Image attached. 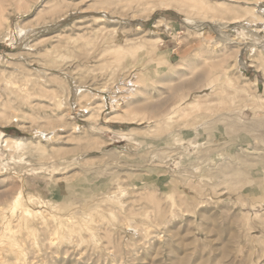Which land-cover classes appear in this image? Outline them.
<instances>
[{
  "label": "rangeland",
  "instance_id": "374dc122",
  "mask_svg": "<svg viewBox=\"0 0 264 264\" xmlns=\"http://www.w3.org/2000/svg\"><path fill=\"white\" fill-rule=\"evenodd\" d=\"M250 3L0 0V264H264Z\"/></svg>",
  "mask_w": 264,
  "mask_h": 264
},
{
  "label": "bare ground",
  "instance_id": "6f19581e",
  "mask_svg": "<svg viewBox=\"0 0 264 264\" xmlns=\"http://www.w3.org/2000/svg\"><path fill=\"white\" fill-rule=\"evenodd\" d=\"M161 2H163V1H161ZM250 5H252L254 7L252 10V13H254V15L252 14L253 19L259 20L258 18H262L260 20V22L262 23V29H264V16H263L264 4H262V3L261 4L260 3H250ZM71 13H73V12H71ZM174 17H176L175 12L173 13V18ZM237 22H242V18H240L238 16L234 17L233 21L226 22L225 25H228L231 23H237ZM231 29H234V27H231ZM241 50L242 51L240 52V55L237 56V64H239V66L243 68L244 67V59L242 58V54H243L242 52L245 51V49H241ZM252 51L253 52H250V54L248 56H250V58L254 59L253 63L256 64L258 61V58L256 56H254L255 51L253 49H252ZM71 90H72L73 96L72 97L70 96V97L72 99H74L75 96L77 95V90H76V88H72ZM81 111H82V109H81ZM75 127H80V125L76 124ZM0 144H2V146L6 147V149H8V150L9 149H11V150H24V149H26L27 142L23 138L9 136V135H6L3 131H0Z\"/></svg>",
  "mask_w": 264,
  "mask_h": 264
}]
</instances>
